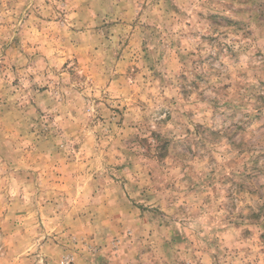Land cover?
Returning a JSON list of instances; mask_svg holds the SVG:
<instances>
[{
    "label": "rangeland",
    "instance_id": "374dc122",
    "mask_svg": "<svg viewBox=\"0 0 264 264\" xmlns=\"http://www.w3.org/2000/svg\"><path fill=\"white\" fill-rule=\"evenodd\" d=\"M264 264V0H0V264Z\"/></svg>",
    "mask_w": 264,
    "mask_h": 264
},
{
    "label": "built area",
    "instance_id": "2783aa9c",
    "mask_svg": "<svg viewBox=\"0 0 264 264\" xmlns=\"http://www.w3.org/2000/svg\"><path fill=\"white\" fill-rule=\"evenodd\" d=\"M61 264H72V259L65 258V259L62 260Z\"/></svg>",
    "mask_w": 264,
    "mask_h": 264
}]
</instances>
